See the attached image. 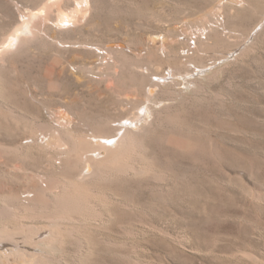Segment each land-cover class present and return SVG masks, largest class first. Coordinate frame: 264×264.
I'll return each mask as SVG.
<instances>
[{
  "label": "rangeland",
  "instance_id": "374dc122",
  "mask_svg": "<svg viewBox=\"0 0 264 264\" xmlns=\"http://www.w3.org/2000/svg\"><path fill=\"white\" fill-rule=\"evenodd\" d=\"M57 1L0 0V43L30 11L49 5L46 14L53 21L39 40L0 66V142L16 135L9 144L20 143L35 130L31 118H50L46 108L72 112L77 122L82 119L98 130L95 120L111 109L108 114L120 112L105 88L112 84L152 108L150 114L146 108L140 111L144 119L138 125L147 126L134 129L133 155L152 172L99 183L102 193L118 199L104 203L111 218L103 230L93 231L92 241L81 233L75 243L67 239L51 253L50 264H136L134 256L141 264H264V21L228 54L264 20V0H90L86 21L67 30L55 24L58 11L69 12L77 0ZM121 45L126 56L119 53ZM226 56L197 70L199 63ZM115 62H121L118 74L107 83L97 70L107 73ZM91 68L95 74L88 72ZM187 70L198 72L162 80ZM157 80L172 85L150 93L147 86ZM195 80L201 86L191 84ZM7 108H19L21 121L6 114ZM174 139L185 146H174ZM31 147L24 150L23 161L11 155L9 165L0 166V189L21 187L32 173H43L47 157ZM18 162L25 172L5 178V170ZM17 222L0 218V227Z\"/></svg>",
  "mask_w": 264,
  "mask_h": 264
},
{
  "label": "bare ground",
  "instance_id": "6f19581e",
  "mask_svg": "<svg viewBox=\"0 0 264 264\" xmlns=\"http://www.w3.org/2000/svg\"><path fill=\"white\" fill-rule=\"evenodd\" d=\"M54 1H57V0H53V2ZM76 4L77 5H75L72 10L70 11L68 10L69 12H66L64 9L63 10L65 12L58 11L59 14H58L55 24L59 30L71 29V27L69 26L76 27L79 24V22H82L83 20H85L87 16V12L89 11V8L91 6L90 0H77ZM60 6H61V2H60ZM48 8H49V5L45 6L43 9H41L38 12L30 11L27 17L24 16L26 19L23 18L24 20L0 43V66L1 65L4 66V64L7 61V57L9 55L11 54L14 55L13 53H16L22 47L25 48L26 46L33 44L35 40H37L38 38H40V36L44 34V27L48 21L50 22L49 16L46 14L48 11ZM263 21L264 20L259 21L256 27L252 30V32L248 34L249 36L247 37L245 42L241 43V45L239 46H235L234 49L228 52V54L232 53L237 48L244 45L246 41L250 38L251 34L255 31V29L259 25L263 23ZM49 22L47 24H49ZM52 22L53 21H51L50 23ZM206 31L207 30H205V32ZM260 35L261 33L257 34V37H259ZM245 50L241 53L240 56H242L245 53ZM119 53L126 56V53L124 52L122 45L119 46ZM108 57L111 58L110 56ZM226 58L227 56L218 58L215 61L213 60L214 62L212 63L210 62L208 64L199 63V65L197 66V70L198 69L203 70L209 67H213L218 63V61L224 60ZM126 62H128V64L131 65V67L142 68L140 65H138L137 63L138 61L136 62L134 60L132 61L127 60ZM119 63L121 62H115L114 66L110 67L107 73H104L103 68H99L97 70V73L99 74L100 77L105 79L107 83H111L113 79L112 77L118 74V68L120 67ZM94 70L95 69L91 68V70H89L88 72H90L91 74L92 73L95 74L96 70L95 71ZM197 70H187V72H185L184 74H181V73L177 74L175 72H171V75L169 74V75L162 76V80H165L167 78L174 79L176 77L177 78L180 77L182 79L187 76L193 75ZM79 71H80V68H79ZM82 71L84 72V70ZM60 73L61 71L59 72V75ZM81 79L78 80L79 83H81L80 82ZM160 81L161 80H157L155 83L154 82L150 83V85L147 86V88L149 87L148 91L150 93H153L154 89L157 87L164 88V87H169L172 85V82L167 83L166 81L164 82L162 81L160 82ZM175 82L176 80H174L173 82V84L175 85L182 84L179 82L178 83L177 82L175 83ZM187 83H189V81H187ZM191 84H199V86H201L202 83L200 81L195 80V81H192ZM80 88L82 89V87ZM105 88H108V91L110 92V96L116 97V102L114 106L120 112H118V114L115 115L114 112L113 114L112 113L108 114L109 112L112 111V109L108 112L106 111L105 113L107 114L104 113L106 115L105 118L104 117L101 118L100 116L99 120L94 121V124H96L99 128L98 130H94V127L91 125L92 123H84L82 119H80L81 121L78 120L79 122H77L76 121L77 116L76 115L74 116L72 112L64 113L65 111L64 112L59 111L61 109H59L58 112H54L51 109L46 108L47 112L50 114L49 119H46V117L43 115H40L41 117L40 119L31 118L32 125L34 126L32 127L35 128V130L32 129L34 130L32 134L30 135L25 134L23 137L22 134L24 132L21 133L20 131L18 134L17 131L19 130L15 129L18 136L20 135V137H23V139L20 141L21 138L19 139L17 136L20 143L16 142L14 145L10 142L11 144H9V141L11 139L13 141L14 139H16V138L13 139V137H16V135L14 134H13L14 136L11 139L8 138V136H7V139L1 138L5 140H3L4 143L0 142V166L9 165L8 162L10 161V159L8 160V157L10 158L11 155L12 156L14 155L18 159L22 160L24 156V150L31 146H36L40 150V151L36 150V152H39V154L41 152L42 155H45L47 157V160L46 158L44 159L45 166L42 167L44 169V170L42 169L43 173H32L29 179L27 177L28 181L23 186L18 187V186L13 185V186H9L8 188L4 186L6 188V191L4 189L3 190L0 189V218H5L9 220L16 219L18 221L17 223H15L16 226L14 227H9L10 225H5V226L0 227V264H50L52 261L51 253L53 251L54 252L58 251L56 249L61 248V246H63V244L66 243L67 239H70V240L72 239L71 241L75 240L74 238H76L75 236L77 235V233H81L84 236V238L90 237L89 240L92 241L93 240L92 234L94 233L93 231H95L96 229L103 230L106 222L109 221V219L111 218V214L109 213V211H107V209L104 208L105 206L104 203L108 202L109 200L114 201V202L115 200H118L117 197L115 198V197L102 193L100 190L104 189V187H101L102 189L99 190L98 188L100 186L98 187V184L101 182L103 183V180L105 179L114 178L115 180L116 178L121 177L123 175L134 176L136 178L138 177L142 178L144 175L146 176V174L149 171H151L147 165H144L145 164L144 162H143L144 164L140 163L139 162L140 159L138 160L137 158H134L133 155H134V152L136 151L135 140H134V137H135L134 134L136 131H134V129L141 128L143 130L146 128L145 126H147L145 124H144L145 126L143 127L142 126L140 127V125H138L140 124L139 122H141L143 118V115L141 114L142 112L141 110L143 108H146V111H147L146 113L148 114L149 112L151 113L153 112L152 108L147 106L145 102L137 100L136 97L131 94L121 93L117 89H116L117 91H115L112 84L106 85ZM100 92H97V94ZM193 92H196V91H193ZM85 93H83V95ZM77 96H75V99ZM67 98H65V101L67 100ZM107 98L105 102L107 101ZM113 100L115 99L113 98ZM107 103L109 102H106V105ZM33 104L34 103H32V105ZM44 105L45 104H43V106ZM103 105L105 106L104 108H106V105L105 104ZM103 105H100V106L103 108ZM108 106H107V109H108ZM1 109L2 108H0V111ZM15 110L13 108H7L8 112L6 114L9 113L12 117L17 118V119L21 118L20 117L21 111H19L20 115H18V113ZM68 110L69 108L67 109V111ZM10 118H8L7 120L11 121L9 120ZM2 122L5 123L4 121ZM11 123H13L12 124L13 126L14 122H11ZM20 124L22 123L20 122ZM149 124H151L150 121H149ZM14 126L16 128V125ZM151 126L149 127L152 128ZM24 127L26 128V126ZM141 129L139 131H142ZM9 132H12V131L9 130ZM142 132H145V131H142ZM170 140H173V139H170ZM5 141H8V144ZM173 144L174 146L176 145L179 148H183L185 146L182 141H175V139L173 141ZM32 149L35 152V148L31 147V152H32ZM139 150H142V148ZM144 150L146 149L144 148ZM28 151L30 152V150ZM37 154L38 153H36V155ZM31 157L32 156H30L29 158ZM58 165H60V168L62 167L61 171ZM11 167H12L11 170L10 169L5 170L6 172L3 173L5 178H10L13 173L17 174L20 172H25V168H26V166L24 168L22 164L20 165L19 162L18 164H15ZM30 167L29 168L27 167V171L28 169H30ZM150 167H152V165ZM29 172L26 175H29ZM157 174L161 176V174L159 173ZM153 175H154V172L152 173V176ZM157 177H153V178H157ZM0 180L2 179L0 178ZM1 183L2 182L0 181V184ZM103 198L105 200H103ZM119 202L120 204L123 203V201L122 202L119 201ZM120 245L121 244L119 243L118 246ZM131 255L129 257L133 258V256ZM133 260H134L133 262H136V264L139 263L138 258L135 259V256ZM140 262L142 263L141 260Z\"/></svg>",
  "mask_w": 264,
  "mask_h": 264
}]
</instances>
